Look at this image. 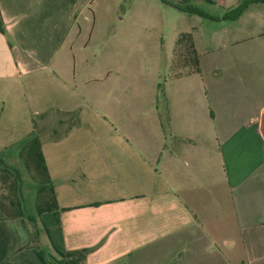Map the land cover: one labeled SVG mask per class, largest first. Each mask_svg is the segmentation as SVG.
Masks as SVG:
<instances>
[{
	"label": "crops",
	"instance_id": "1",
	"mask_svg": "<svg viewBox=\"0 0 264 264\" xmlns=\"http://www.w3.org/2000/svg\"><path fill=\"white\" fill-rule=\"evenodd\" d=\"M0 17V106L20 89L14 105L36 116L0 135V157L22 164L37 137L59 205L37 237L0 210V264H60L82 248L84 264H264V3L224 19L216 54L194 30L200 73L169 76L163 108L141 117L111 55L92 81L67 74L77 43L127 32L112 3L0 0Z\"/></svg>",
	"mask_w": 264,
	"mask_h": 264
},
{
	"label": "rangeland",
	"instance_id": "2",
	"mask_svg": "<svg viewBox=\"0 0 264 264\" xmlns=\"http://www.w3.org/2000/svg\"><path fill=\"white\" fill-rule=\"evenodd\" d=\"M170 1L178 3L182 0ZM103 2L113 4L118 11V17L123 18L120 25H127V32L122 33L118 24L117 35L111 39L102 34L97 41L88 36L82 43H77L76 62L69 67L67 74L71 78L76 76L78 82L80 76L92 81L111 55L116 70L114 75L117 74L118 81L129 87V97L135 100L136 117L144 115L147 109L152 112L153 107L163 108L162 100L167 97L164 90L165 82L170 76L173 50L180 33H193L196 30L201 50L208 51L211 55L219 52L221 43L225 39L222 28L223 18L212 20L194 13H185L161 0H103ZM189 2L212 16L221 17L227 11L221 0H190ZM74 83L72 82L71 85L75 90ZM77 88L76 92L79 95L85 94L86 88L84 89L83 86ZM27 89V96H31L29 87ZM50 90L51 88L48 89ZM16 91L20 93V89ZM16 91L13 92L14 95L11 94L12 91L3 93L5 105L0 106L3 110L0 135L3 137L24 134L31 129L33 119L36 118L31 107L14 105L15 101L17 104L21 99L16 96ZM41 91L47 93L46 89ZM21 93L24 101L25 88ZM140 104L146 107L143 108ZM3 168L9 169L8 172L3 171ZM10 185L15 186V189ZM39 185L40 178L37 173L31 166L25 165L23 160L20 165H0V191L13 199L17 196L26 214L35 213Z\"/></svg>",
	"mask_w": 264,
	"mask_h": 264
},
{
	"label": "trees",
	"instance_id": "3",
	"mask_svg": "<svg viewBox=\"0 0 264 264\" xmlns=\"http://www.w3.org/2000/svg\"><path fill=\"white\" fill-rule=\"evenodd\" d=\"M190 0H182L181 2H173L170 0H161V2L170 5L179 11L185 13H194L201 17H205L212 20L223 19H235L240 16L243 11L251 3H264V0H240L234 7L228 9L224 15L212 16L195 5L189 2ZM210 1V0H208ZM0 32L5 33V26L0 17ZM170 77L177 78L192 73H200L199 56L194 46L193 35L191 32H182L179 34L175 47L173 50L172 62L170 65ZM162 89V86L159 85ZM71 123L75 121L74 116H71ZM164 122V121H163ZM162 122V124H163ZM19 157L23 160V163L27 166H31L40 178V185L37 189V200L35 203V213L26 214L21 205V201L17 196L11 198L8 195H4L0 191V210L6 218L25 217L28 223L33 226L34 236H38L39 230L36 227L37 218L47 211L58 209L57 196L54 189L53 181L50 178L45 158L41 151L40 141L37 137L31 138L27 144L22 148L19 153ZM0 165H6L3 159L0 157ZM9 169L3 168V171L8 172ZM12 189L15 186L10 185ZM91 249L82 248L66 251L64 259L60 264H84L86 256L90 253Z\"/></svg>",
	"mask_w": 264,
	"mask_h": 264
},
{
	"label": "built area",
	"instance_id": "4",
	"mask_svg": "<svg viewBox=\"0 0 264 264\" xmlns=\"http://www.w3.org/2000/svg\"><path fill=\"white\" fill-rule=\"evenodd\" d=\"M262 117L264 118V109L262 110Z\"/></svg>",
	"mask_w": 264,
	"mask_h": 264
}]
</instances>
